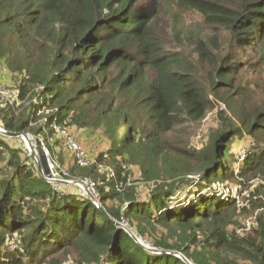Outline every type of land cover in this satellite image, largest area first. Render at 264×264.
I'll list each match as a JSON object with an SVG mask.
<instances>
[{
  "label": "trees",
  "instance_id": "1",
  "mask_svg": "<svg viewBox=\"0 0 264 264\" xmlns=\"http://www.w3.org/2000/svg\"><path fill=\"white\" fill-rule=\"evenodd\" d=\"M186 13L201 20L187 23ZM252 53L264 61V0H0V62L18 76L21 100L0 104V123L43 134L48 150L49 134L62 143L54 124L104 129L109 145L98 161L121 164L96 180L97 166H79L68 152L70 176L96 183L113 220L193 264H264V218L255 234L230 231L237 202L210 190L235 178L236 138L264 141V106L247 116L239 102ZM206 64L209 90L199 76ZM210 92L239 122L224 118L207 145L186 146L175 131L205 117ZM10 143L0 135V264H188L144 248L78 187L55 188ZM253 147L241 177H264V146ZM122 163L156 182L148 199L128 190ZM188 187L193 200L174 203ZM119 195L123 207L111 208Z\"/></svg>",
  "mask_w": 264,
  "mask_h": 264
},
{
  "label": "rangeland",
  "instance_id": "2",
  "mask_svg": "<svg viewBox=\"0 0 264 264\" xmlns=\"http://www.w3.org/2000/svg\"><path fill=\"white\" fill-rule=\"evenodd\" d=\"M185 18L187 20V23L190 22L191 19L193 20H201L200 14H193V13H186ZM228 35L225 33V37ZM262 58H260V55L258 53H252V56L245 60L246 62H253L254 67H244V69L241 72V77L244 78V86L245 91L240 94L239 96V102L241 103V107H243V115H251L256 110H263L264 106V61H261ZM197 57L194 55L191 58V62H194L195 64H198ZM250 60V61H249ZM3 64V62H0V65ZM246 64V63H243ZM253 66V65H252ZM200 69V65H198ZM208 66L207 64L203 69L199 70V76L201 84L204 86H207L210 83V77L208 75ZM13 82L11 84H7L10 88L19 89V78L17 75L13 73ZM209 90V88H208ZM209 98L211 99V107L207 111L205 117L197 122H188L184 125L177 128L175 131L174 136L181 139V143H183L186 146H195L197 148H202L203 146L207 145L209 142L211 136L222 126L223 119H228L230 122H234L235 124L239 122L237 118H235L234 113L229 109L227 103H224V101L219 100L215 97L214 93H209ZM222 104H225L226 106L223 107ZM50 113L49 111H46L39 121L40 124L47 122L46 114ZM41 115V112L39 113ZM0 126L3 127V125L0 123ZM4 128V127H3ZM72 133L76 135L78 140L83 143L85 147H87L84 143V141L81 140H89V142L94 141L93 144L95 148L102 147V145L106 144L108 147V137L105 135V130L100 129H93V128H77L75 126L67 127ZM31 135L33 139L40 138L44 143V135H35L32 132H27ZM9 138L11 141V146L14 148L21 149L23 153L28 152L29 150L25 142L21 138ZM47 139V146L50 148L49 151V157L53 162L57 165H59V172H62L65 170L68 175L65 176V178L69 179H77V178H71V168L72 165V158L68 154L67 151L64 150L62 143L55 138V136L51 137V134H49V137H46ZM254 143H257V146L262 147L264 146L263 142H258L254 140L249 135H244L242 139L236 138L234 141V144L231 149V166L232 169L235 170V178L230 180H220L216 182L215 185H212L211 192L213 191H220L222 193V196H231L235 199L237 202V206L239 208L238 210V217L232 225L229 226V230L232 232H235L236 234L240 236H247L248 234H255V229L259 228V222L258 218L262 216L264 218V177L261 175L256 176H245L241 177L238 175V171L244 166L246 157L250 151L251 148H254ZM259 143V145H258ZM45 145V144H44ZM91 150L90 148H88ZM256 149V148H255ZM91 152V151H90ZM92 153V152H91ZM99 151L91 155L92 162L91 164H95L97 166V170L95 172V176L92 177L93 179L96 178V180H102L106 176V172L109 169H116V167L121 164V161H119L116 164L113 163L112 160L107 159L106 161L99 162ZM31 157V156H30ZM32 161V157H31ZM122 167L125 172V176L128 178V190H134L136 196L139 199H148L151 195V191L155 188L156 182L153 181H146L140 176V170L137 165H130L127 166L126 164L122 163ZM3 174H0V178H2ZM79 177V176H77ZM196 179L197 176H194ZM66 185H63L62 189ZM69 187V186H68ZM67 188V187H66ZM70 188V187H69ZM71 189V188H70ZM186 190V191H185ZM188 190H192L191 187H188L184 189V193L181 197L177 196L175 199H173L174 203H178L179 200H182L184 202H189V200H193V195L189 197ZM209 190H206V192ZM101 202V201H100ZM109 206L114 209H121L123 207L124 202L122 201L121 196H117L114 199H111L108 201ZM182 203V202H180ZM125 223V222H124ZM127 225V223H126ZM127 227L130 230H134L130 228L128 225ZM135 231V230H134ZM158 235H162V233H165L166 230H163L162 228L158 229ZM138 236V235H137ZM142 241L146 242L147 244L152 245L151 242L145 241L142 239ZM153 252V251H151ZM241 261V260H240ZM67 262H72L73 264H76L74 262V259L69 258ZM65 262L64 264H66ZM243 263H248L247 261H241Z\"/></svg>",
  "mask_w": 264,
  "mask_h": 264
},
{
  "label": "water",
  "instance_id": "3",
  "mask_svg": "<svg viewBox=\"0 0 264 264\" xmlns=\"http://www.w3.org/2000/svg\"><path fill=\"white\" fill-rule=\"evenodd\" d=\"M4 129L5 130L0 131V135L10 138H21L22 140L25 141V144L27 145L29 150V155L32 157V163H34L37 166L41 176L44 179H46L48 182L63 184L66 186L67 185L78 186L79 189L94 202V204L99 208L100 212H102L108 220L113 221L118 227H121L124 230H126L130 234V236L136 242L142 245L144 248L148 249L149 251H153L154 253L157 254L168 253V254L176 255L181 259H183L186 263L193 264L187 257H185L182 253L178 251H165L147 244L146 242L142 241V238L140 236H137L134 230H130L127 227L126 223L113 220L110 214L101 204L100 200H98L93 195V193L85 185H83V183L76 180L65 179L61 175L54 176L53 174L56 173V170L50 167L48 151L44 147V143L40 138L33 139L31 135L26 132H14V131H9L6 128Z\"/></svg>",
  "mask_w": 264,
  "mask_h": 264
},
{
  "label": "built area",
  "instance_id": "4",
  "mask_svg": "<svg viewBox=\"0 0 264 264\" xmlns=\"http://www.w3.org/2000/svg\"><path fill=\"white\" fill-rule=\"evenodd\" d=\"M4 73L9 75L11 74V70H9V68L6 65L1 64L0 65V104L10 105V106H19L21 104L20 91L19 89H16V88L14 89L10 88L5 83V81L2 78V75ZM222 105L223 107L226 106L225 104H222ZM53 128H54L56 135L61 139L65 150L73 156L74 163L78 164L79 166H88L91 164L92 158H91V154L89 150L83 145L82 142L78 140V138L76 137L74 133H72L68 128L61 127L57 124H54ZM44 147L48 151L45 145ZM48 155H49V151H48ZM49 164L51 168L56 170V173L53 174L54 176L61 175L62 177L65 178V176L68 175V173L65 170H63L62 172H59V165L57 167V165L53 162V160H51L50 157H49ZM65 179L76 180V181L83 183V185H85L93 193V195L98 200H100L99 194L96 189V183L93 180L91 179L77 180V179H69V178H65ZM52 184H54L55 188H58V189H61L63 186V184H56V183H52ZM66 264H73V263L67 262Z\"/></svg>",
  "mask_w": 264,
  "mask_h": 264
},
{
  "label": "crops",
  "instance_id": "5",
  "mask_svg": "<svg viewBox=\"0 0 264 264\" xmlns=\"http://www.w3.org/2000/svg\"><path fill=\"white\" fill-rule=\"evenodd\" d=\"M13 72H11V74H9V75H7L6 73H4L3 75H2V78H3V80L5 81V83L6 84H11V82H13V79H12V77H13ZM81 141H84V143H85V145L87 146L86 148L88 149V148H90L91 150H89V152L91 151L92 153H94V154H96L98 151L99 152H101V151H103L104 149H106V144H104V145H102V147H99L98 149L97 148H95V146L94 145H90V144H93L94 143V141H93V143L92 142H89V140H81ZM90 152V154L91 155H94V154H92Z\"/></svg>",
  "mask_w": 264,
  "mask_h": 264
},
{
  "label": "bare ground",
  "instance_id": "6",
  "mask_svg": "<svg viewBox=\"0 0 264 264\" xmlns=\"http://www.w3.org/2000/svg\"><path fill=\"white\" fill-rule=\"evenodd\" d=\"M3 130H5V129H4L3 127L0 126V131H3ZM23 141H24V140H23ZM24 142H25V141H24Z\"/></svg>",
  "mask_w": 264,
  "mask_h": 264
}]
</instances>
